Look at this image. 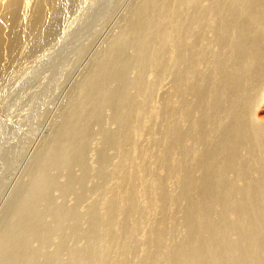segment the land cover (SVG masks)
Wrapping results in <instances>:
<instances>
[{"label": "rangeland", "instance_id": "obj_1", "mask_svg": "<svg viewBox=\"0 0 264 264\" xmlns=\"http://www.w3.org/2000/svg\"><path fill=\"white\" fill-rule=\"evenodd\" d=\"M30 1L26 42L0 9V264H264V0Z\"/></svg>", "mask_w": 264, "mask_h": 264}, {"label": "bare ground", "instance_id": "obj_2", "mask_svg": "<svg viewBox=\"0 0 264 264\" xmlns=\"http://www.w3.org/2000/svg\"><path fill=\"white\" fill-rule=\"evenodd\" d=\"M21 1L22 0H0V9H2V19H3V21H4V23L10 28V29H16V30H19V33L22 35V36H24V40H23V42H26L27 40H26V35L27 36H32L33 35V33H34V27H35V24H38V18H39V15H38V13L37 14H35V12H34V10H33V12H32V15L30 16V18L28 19V16H27V14H28V10H29V7H30V4H31V1L30 0H24L23 1V3L21 4ZM102 1V0H101ZM109 1V0H108ZM187 1H189V3L191 4V3H193L192 2V0H187ZM88 2V1H87ZM100 2V1H99ZM176 2V1H175ZM178 3V2H177ZM112 6V5H111ZM20 7H21V13L19 14V10H20ZM106 7V6H105ZM182 8H184V6L182 7ZM141 9V8H140ZM84 11V10H83ZM107 11V10H106ZM179 20V19H178ZM85 21V20H84ZM73 22V21H72ZM81 23V22H80ZM236 24V23H235ZM86 25V24H85ZM91 25V24H90ZM170 26V25H169ZM89 27V26H88ZM72 29V28H71ZM86 30H87V28H85ZM61 31V30H60ZM68 31V30H67ZM66 31V28L65 29H62V35H59V34H56L57 36H55V32H50L49 34H48V36H47V40L49 39V38H58V44L60 43V42H62V40L64 39V37H65V35H66V33H63V32H67ZM17 32V31H16ZM168 34V33H167ZM79 37V36H78ZM85 37V36H84ZM83 37V38H84ZM4 38H6V37H4ZM80 38V37H79ZM82 38V39H83ZM178 39V38H177ZM75 40V39H74ZM78 40V39H77ZM81 41V40H80ZM85 41V40H84ZM64 43H66L65 41H63ZM73 42V41H72ZM71 42V44H73ZM75 43H76V41H75ZM80 42H78L76 45H75V47H78L80 44H79ZM177 42H175V44H176ZM0 44H1V42H0ZM68 44V42L66 43V45ZM71 44H69V45H71ZM178 44V43H177ZM179 44H180V42H179ZM178 44V45H179ZM59 46V45H58ZM176 46V45H175ZM180 46H182V43L180 44ZM179 46V47H180ZM53 47V46H52ZM55 47V46H54ZM53 47V48H54ZM57 47V46H56ZM70 47H74V46H70ZM4 48V47H3ZM53 48H47L48 50H47V52H49V53H52L51 51H53L54 49ZM61 48H63L62 46H61ZM258 48H259V46H258ZM261 48H262V46H261ZM35 50V49H34ZM69 50H71V49H69ZM73 50V49H72ZM182 50V49H181ZM36 51V50H35ZM80 51V50H79ZM65 52H66V50H65ZM64 52V53H65ZM179 53V52H178ZM67 54V53H66ZM174 54H175V52H174ZM177 54V53H176ZM69 55V54H68ZM28 56V55H27ZM42 56V55H41ZM47 56V55H46ZM174 56V55H173ZM31 57V56H30ZM69 57V56H68ZM22 58V57H21ZM28 58H29V56H28ZM27 58V59H28ZM31 58H33V56L31 57ZM52 58V57H51ZM42 59V58H41ZM64 59V58H63ZM20 60V59H19ZM22 60H24V59H22ZM21 60V61H22ZM35 60V59H34ZM33 60V61H34ZM66 60V59H65ZM33 61H32V63H33ZM36 61H38V60H36ZM19 62V61H18ZM26 63V62H25ZM47 63V62H46ZM27 64H29V61H28V63H26V65ZM26 65L23 67V65H21V63H19L18 64V67H17V71H15L16 73H18V75H21V74H19L20 72H22V70H19L20 68V66L21 67H23V69L25 68L26 69V71L27 72H30V71H32V70H30V69H32L33 67H34V63L32 64V65H27V67H29V68H27L26 67ZM42 65V64H41ZM37 68V67H36ZM64 68V67H63ZM5 70V69H4ZM30 70V71H29ZM34 70H35V68H34ZM14 72V71H13ZM18 75H16V76H18ZM14 76V75H13ZM16 76H15V78H16ZM59 78V77H58ZM2 79V78H1ZM3 80V79H2ZM4 81V80H3ZM22 82V81H21ZM6 83V82H5ZM23 83V82H22ZM31 85H29V87H30ZM57 86V85H56ZM19 87V86H18ZM23 87V86H22ZM25 87H27V86H25ZM17 88V87H16ZM15 88V90H18V89H16ZM24 88V87H23ZM54 88V87H53ZM56 88V87H55ZM3 91H5L4 90V82H2L1 80H0V95L2 94V92ZM14 91V90H13ZM18 91H20V90H18ZM27 90H25V92H26ZM7 92V91H6ZM5 92V93H6ZM12 93V92H11ZM14 94V93H13ZM28 94V93H27ZM19 95H22V94H18V96ZM7 96V95H6ZM29 96H32V95H29ZM1 97H3L2 95H1ZM5 97V96H4ZM28 97V96H27ZM5 99H6V97H5ZM12 99V98H11ZM28 99V98H27ZM8 100V99H7ZM18 100V99H17ZM26 100V99H25ZM263 100V103L262 104H264V98L262 99ZM0 101H2V99L0 100ZM15 101V100H14ZM10 102V101H9ZM13 103H17V102H13ZM12 104V103H11ZM10 104V105H11ZM7 105V104H6ZM15 105V104H14ZM40 106V105H39ZM11 107H12V105H11ZM15 106H13V108H14ZM3 108V107H2ZM6 108V107H5ZM13 108H11V110L13 109ZM16 108V107H15ZM261 109V108H260ZM264 109V108H263ZM8 110V109H7ZM34 110V109H33ZM3 111H5V109L3 110ZM23 111V110H22ZM35 111V110H34ZM38 111V110H37ZM5 113V112H4ZM4 113H2V114H4ZM9 113H10V111H9ZM21 113V112H20ZM19 114V113H18ZM7 115V114H6ZM35 115V114H34ZM260 114H256V120L257 121H259V122H264V117L262 116H259ZM21 116V115H20ZM25 117V116H24ZM34 117V116H33ZM6 119V118H5ZM7 119H8V117H7ZM11 119V117H9V120ZM29 119H31V117H29L28 116V119H27V121L29 120ZM13 120V119H12ZM16 120V119H15ZM33 120H36V119H33ZM32 120V121H33ZM2 121H3V119H2ZM1 121V122H2ZM17 121H19V120H17ZM29 122V121H28ZM28 122H26V125H27V123ZM31 122V121H30ZM9 123V122H8ZM23 123V122H22ZM3 124H4V122H3ZM264 124V123H263ZM25 125V126H26ZM9 126V125H8ZM28 126V125H27ZM29 128H31V127H29ZM9 129V128H8ZM253 129V128H252ZM7 130V129H6ZM11 130V129H10ZM22 130V129H21ZM27 130V129H26ZM253 131H254V129H253ZM31 132V131H30ZM242 132V131H241ZM2 133V132H1ZM5 133V132H4ZM253 133V132H252ZM252 133H250V134H252ZM242 134L244 135L245 134V136H246V138H247V131H246V133L243 131L242 132ZM249 134V135H250ZM245 136H243L244 138L243 139H245ZM249 137V136H248ZM250 137H252V139H251V141L253 142L254 141V145H259V146H257L256 148L260 151H258L257 149V151L260 153V154H264V152H262V151H264L263 149H264V130H262L261 132H254L253 134H252V136H250ZM26 139V138H25ZM248 139V138H247ZM240 140H241V138H240ZM249 140V139H248ZM20 141H22L21 140V138H20ZM245 141H246V139H245ZM250 141V140H249ZM250 141V142H251ZM171 142V141H170ZM243 143H244V140L242 141ZM8 144V143H7ZM248 144V143H247ZM250 145V144H249ZM263 147H262V146ZM262 148H261V147ZM259 147V148H258ZM2 148V147H1ZM250 148H251V146H250ZM15 149V148H14ZM262 149V150H261ZM29 150V149H28ZM12 151V150H11ZM262 152V153H261ZM54 156V155H53ZM260 157V156H259ZM258 157V159H260ZM263 157H264V155H263ZM261 159H262V157H261ZM261 161H264L263 159L261 160ZM264 163V162H263ZM262 163V165H264Z\"/></svg>", "mask_w": 264, "mask_h": 264}]
</instances>
